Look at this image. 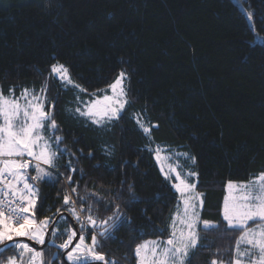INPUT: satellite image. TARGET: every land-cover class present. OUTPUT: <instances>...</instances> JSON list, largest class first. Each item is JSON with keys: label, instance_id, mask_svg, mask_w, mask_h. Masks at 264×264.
<instances>
[{"label": "trees", "instance_id": "16d2710c", "mask_svg": "<svg viewBox=\"0 0 264 264\" xmlns=\"http://www.w3.org/2000/svg\"><path fill=\"white\" fill-rule=\"evenodd\" d=\"M57 61L88 93L125 71L130 103L118 121L96 128L67 113L71 91L47 81L61 147L76 154L78 170L69 185L63 165L70 157L56 162L64 175L37 184L36 218L53 215L70 187L78 185L80 195L97 193L103 199L94 215L104 219L119 204L124 217L97 251L135 264L137 244L167 238L159 230L178 201L148 151L157 144L196 157L197 191L205 194L201 219L220 223L219 230L200 231L199 243L207 247L194 249L186 264H210L218 250L228 252L240 232L223 231L225 186L264 172V0H0V90L6 95L14 88L16 95L24 86L41 88ZM136 117L159 125L151 139ZM187 161L181 159L183 167ZM65 217L56 225L61 231L79 227ZM42 250L45 261L57 251L48 243ZM13 254L9 247L0 259Z\"/></svg>", "mask_w": 264, "mask_h": 264}, {"label": "snow or ice", "instance_id": "6c2138e0", "mask_svg": "<svg viewBox=\"0 0 264 264\" xmlns=\"http://www.w3.org/2000/svg\"><path fill=\"white\" fill-rule=\"evenodd\" d=\"M251 18L252 14L248 13L249 21ZM49 79L58 80L65 90H75L76 107L66 108L67 113L96 128H105L118 121L130 103L125 71H121L106 88L88 93L72 79L69 68L58 61L50 66L49 76L38 92L25 88L16 96L14 88L8 90L9 95L0 90V256L9 247L14 250L13 255L0 259V264H55L62 256L60 264H95L99 261L119 264L118 260H108L105 254L97 251L101 240L111 238L112 231L124 219L119 204L115 205L112 215L99 219L94 215V205L103 197L93 192L80 195L77 185L70 187V193H65L61 207L53 215L36 218L41 200L37 184H54L64 175L57 170V160L65 154L70 157L63 165L70 170L66 176L69 185L73 182L72 173L78 170L73 166L76 154L67 146L61 147L64 137L57 134L60 126L54 118L55 98L50 102L48 96ZM81 94L92 98L84 100ZM136 124L150 139L153 128L159 127L158 124L145 126L139 117H136ZM105 148L111 154V150L107 146ZM79 151L83 154L82 149ZM148 151L160 165L164 180L170 183L179 198L177 210L171 215L167 228L159 230L161 236L167 231V238L137 244L133 250L136 264H186L194 249L207 247L199 243L200 231L219 230L220 223L201 219L205 194L197 191L199 173L178 170L183 167L179 162L165 168L163 162L172 158L170 149L157 145L155 148L149 146ZM176 155L190 160L193 166L196 164L195 156L188 153ZM128 191L134 197L131 185ZM225 191L220 211L221 223L225 224L223 231H239L240 235L228 252L218 250L210 264H264V172L247 182L229 180ZM112 204L113 201L109 200L108 207ZM65 211L78 228L69 224L61 231L56 226L65 220ZM250 222L255 227H250ZM89 233L90 243L87 241ZM49 235L52 239L46 240ZM60 236H66V239L56 244V238ZM19 238L40 245L48 243L57 251L45 261L43 251ZM225 256L227 260L223 258Z\"/></svg>", "mask_w": 264, "mask_h": 264}, {"label": "rangeland", "instance_id": "374dc122", "mask_svg": "<svg viewBox=\"0 0 264 264\" xmlns=\"http://www.w3.org/2000/svg\"><path fill=\"white\" fill-rule=\"evenodd\" d=\"M125 83H126V81H125ZM25 88H28V89H35L37 92L40 90V88H34V86H29V87H23L22 88V90L23 89H25ZM21 90V91H22ZM21 91L18 93V94H16V96H19L20 95V93H21ZM69 91H71V95L73 96V98L71 99V101L68 103V105H67V107L66 108H68V107H76V104L74 103V100H75V95H76V92H75V90H69ZM98 94H102V93H98ZM108 94H111L110 92L108 93ZM6 95H9V94H6ZM81 98L82 99H84V100H89V99H91L92 97L91 96H89V95H86V94H81ZM47 134V133H46ZM157 146V144H155V145H153L152 146V148H155ZM162 147H164V148H167V149H169L168 147H166V146H162ZM171 150V154H172V158L171 159H169V160H167V161H164L163 163H164V165H165V168H167V165L168 164H175V163H177V162H179V164L180 165H182V163H181V159H184V157L183 156H177L176 154H178V153H183V152H181V151H176V150H173V149H170ZM58 161V160H57ZM183 166V165H182ZM178 170H182V171H196L195 170V166H193L192 164H191V161L189 160V161H187V162H185V165H184V167H182V169H178ZM53 171H56V170H53ZM33 173H34V171H33ZM256 177V176H255ZM254 177H252V178H250L249 180H251V179H253ZM249 180H247V181H249ZM247 181H235V182H247ZM178 198H179V194H178ZM182 207V206H181ZM177 210V203H176V206H175V208H174V211H173V213L175 212ZM172 213V214H173ZM38 220V219H37ZM250 227H255V225H251ZM160 239V238H159ZM147 240H156V239H147ZM144 241H146V240H144ZM26 242V241H25ZM143 242V241H142ZM141 242V243H142ZM28 243V242H27ZM99 262H102V261H99ZM135 264H136V262H135Z\"/></svg>", "mask_w": 264, "mask_h": 264}, {"label": "water", "instance_id": "95a60500", "mask_svg": "<svg viewBox=\"0 0 264 264\" xmlns=\"http://www.w3.org/2000/svg\"><path fill=\"white\" fill-rule=\"evenodd\" d=\"M64 214L67 215V217L71 219V217L67 214L66 211H65ZM71 220H72V219H71ZM74 224H75V223H74ZM75 226H76V224H75ZM19 239H25V241L28 242L29 244H31L32 246L35 245V243H34L33 241L26 240V238H19ZM46 240H48V237H46ZM45 244H46V243H45ZM45 244H44V245H45ZM44 245H38V248L41 249V251H43L42 248L44 247ZM99 263L104 264L103 262H99Z\"/></svg>", "mask_w": 264, "mask_h": 264}, {"label": "flooded vegetation", "instance_id": "af4514ba", "mask_svg": "<svg viewBox=\"0 0 264 264\" xmlns=\"http://www.w3.org/2000/svg\"><path fill=\"white\" fill-rule=\"evenodd\" d=\"M38 245H40V244H36L35 243V245L33 247H35L36 249H38L39 251H41V249L38 248Z\"/></svg>", "mask_w": 264, "mask_h": 264}, {"label": "crops", "instance_id": "0c3cea01", "mask_svg": "<svg viewBox=\"0 0 264 264\" xmlns=\"http://www.w3.org/2000/svg\"><path fill=\"white\" fill-rule=\"evenodd\" d=\"M166 239V238H165Z\"/></svg>", "mask_w": 264, "mask_h": 264}]
</instances>
